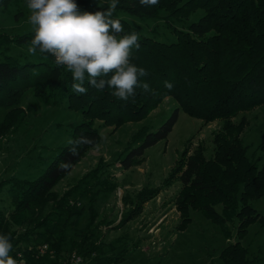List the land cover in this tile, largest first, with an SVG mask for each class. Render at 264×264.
I'll return each mask as SVG.
<instances>
[{
  "label": "trees",
  "instance_id": "obj_1",
  "mask_svg": "<svg viewBox=\"0 0 264 264\" xmlns=\"http://www.w3.org/2000/svg\"><path fill=\"white\" fill-rule=\"evenodd\" d=\"M75 2L81 11L95 12L106 11L110 0L103 4L99 0ZM199 8L204 14L188 21L187 26L177 27L175 20L168 19L176 35L174 40L138 35L140 47L133 48L132 62L147 71L148 75L140 80L149 85V90L137 88L135 95L127 101L115 97L111 88L98 90L87 83L85 93H76L70 87L71 74L57 67L53 56L37 51L36 59L22 60L6 54L4 49L7 47L2 46L0 106L19 104L28 89L41 95L46 102L65 101L69 108L80 110L84 118L73 125L71 141L82 136L92 141L78 145L76 155L69 151L72 144L63 146L42 173L32 180L12 177L3 182V185L18 189L13 197L15 208L10 212L17 223L39 220L53 186L71 171L88 148L101 141L99 129L94 125L96 120L114 126L138 121L164 98L172 96L179 106L157 129L143 126L135 132L127 154L118 160L126 169L139 164L146 149L171 132L178 119L179 107L205 122L223 120L222 130L214 138L215 150L211 157L205 155L203 144L195 146L192 154L188 155L187 151L183 154L178 168L183 187L177 201L183 215L192 207L220 223L227 234L231 233L227 223L237 227L239 240L226 244L221 250L220 264H251L248 248L241 238L254 221L264 227V214L258 212L252 202L264 196V155L257 159L249 156L248 145L239 136L244 121L235 122L233 118L264 103V0H159L151 6L142 5L140 0H119L112 18L120 20L123 35L136 31L117 11L155 18L166 10L169 17L187 20ZM33 35L32 31L13 35L8 38V43L28 46ZM1 39L0 45L6 42ZM166 81L173 85L171 89L165 86ZM17 110L13 107L8 116H16ZM258 148L264 153V131ZM261 159L263 162L259 165ZM62 164L68 167H61ZM173 179L169 176L166 182ZM108 187L112 189L115 184ZM65 200L63 198L57 206L64 203L60 213L69 216L73 209ZM216 205H221L220 211ZM3 214L0 210V218ZM49 216H43L40 225H44ZM11 227L12 223L3 218L0 220V234L8 235L14 244L30 234V231L24 232L15 240L16 232ZM57 227L58 224L52 226L42 235L55 239L54 247L58 253L64 238ZM97 259V263L104 264L103 260Z\"/></svg>",
  "mask_w": 264,
  "mask_h": 264
},
{
  "label": "rangeland",
  "instance_id": "obj_2",
  "mask_svg": "<svg viewBox=\"0 0 264 264\" xmlns=\"http://www.w3.org/2000/svg\"><path fill=\"white\" fill-rule=\"evenodd\" d=\"M117 13L130 22L138 35L174 40L176 35L168 19L184 27L201 17L204 10H195L187 20L169 17L166 10L155 18ZM28 15L25 0H0V39L6 41L0 49L5 46L6 54L22 60L36 59L38 55L28 53L30 45L8 43V38L32 31ZM177 106V100L168 96L141 120L119 126L96 120L101 141L88 148L53 186L41 218L24 223L10 216L18 189L3 182L12 177L32 180L39 176L48 161L72 140L73 125L84 118L80 110L69 108L65 101L46 102L31 89L23 93L19 104L0 106V210L4 211L2 218L12 223L15 240L30 231L15 244L11 241L14 247L10 254L27 264H101L97 258L104 264H220L221 250L239 240L237 227L227 223L231 230L227 234L220 223L192 207L183 215L177 198L183 187L178 177L183 154H192L195 146L203 144L205 155L211 157L223 120L205 122L179 107L171 132L147 148L139 164L126 169L118 160L127 154L135 132L143 126L157 129ZM13 107L18 109L17 115L8 116ZM241 120L244 127L239 136L248 145L249 156H263L258 145L264 131V103L233 118L235 122ZM262 162L261 159L259 165ZM169 176L174 179L167 183ZM109 184L115 187L111 189ZM63 198L73 209L69 216L60 213L64 203L57 206ZM252 202L264 214V196ZM215 207L221 210V205ZM45 215L50 216L40 225ZM56 224L64 238L58 253L55 239L42 235ZM241 242L248 248L251 264H264V227L259 221L248 226ZM44 244L48 247L41 251Z\"/></svg>",
  "mask_w": 264,
  "mask_h": 264
},
{
  "label": "clouds",
  "instance_id": "obj_3",
  "mask_svg": "<svg viewBox=\"0 0 264 264\" xmlns=\"http://www.w3.org/2000/svg\"><path fill=\"white\" fill-rule=\"evenodd\" d=\"M105 0H99L103 4ZM119 0H110L106 11H81L75 0H25L29 15L27 23L34 35L28 53L37 51L55 58L57 67L71 74V89L85 93V83L103 90L113 89L112 94L127 101L137 88L149 90L140 77L147 71L132 62V50L140 47L138 34H123L119 19H113ZM159 0H140L145 6L155 5ZM171 89L173 85L165 82ZM69 151L77 154V146L92 143L86 137L69 141ZM61 167H68L62 164ZM13 245L8 235L0 234V264H17L10 254Z\"/></svg>",
  "mask_w": 264,
  "mask_h": 264
},
{
  "label": "built area",
  "instance_id": "obj_4",
  "mask_svg": "<svg viewBox=\"0 0 264 264\" xmlns=\"http://www.w3.org/2000/svg\"><path fill=\"white\" fill-rule=\"evenodd\" d=\"M47 247H48L47 244H44L43 247L41 248V251H44ZM19 255H20V253H19ZM16 260H17V264H27L25 262V260H23V259H16Z\"/></svg>",
  "mask_w": 264,
  "mask_h": 264
}]
</instances>
